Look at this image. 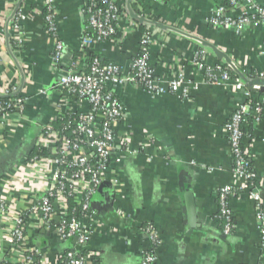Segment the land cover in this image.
<instances>
[{
    "label": "crops",
    "instance_id": "0c3cea01",
    "mask_svg": "<svg viewBox=\"0 0 264 264\" xmlns=\"http://www.w3.org/2000/svg\"><path fill=\"white\" fill-rule=\"evenodd\" d=\"M19 2L0 0V97L14 88L13 96L25 98L22 112L0 121V262L10 256L14 264H66L67 254L75 251L83 264H141L154 235L155 264L264 263L257 201L243 190L245 181L234 175L224 128L245 102L243 90H235L232 83H206L195 65L198 52L212 64L221 61L212 46L257 73L264 71V55L259 54L264 29L246 25L236 34L211 25V14L226 7V0H148L137 7L141 14L136 13L146 22L130 18L126 11L118 41L83 50L89 0H53L56 35L66 49L54 66L43 0H22L17 7ZM125 4L123 0L126 10ZM17 10L21 17L12 33ZM147 31L153 36L149 61L154 75L170 80L183 74L189 94L153 95L127 83L109 86L125 117L116 127L119 137L101 184L89 197V239L78 246L75 238L58 235L61 214L56 208L48 225L30 215L52 172L48 158L34 165L31 154L43 127L63 104H70L65 108L75 114L69 119L89 111L84 100L64 101V91L53 88L59 79L75 65L86 70L92 52L127 73ZM252 122L243 146L252 158L254 186L264 205V116ZM226 185L236 190L228 199L234 228L227 234L218 205V192ZM82 195L70 201L79 207ZM187 199L195 209H188ZM17 219L23 222L21 248L7 241Z\"/></svg>",
    "mask_w": 264,
    "mask_h": 264
},
{
    "label": "built area",
    "instance_id": "2783aa9c",
    "mask_svg": "<svg viewBox=\"0 0 264 264\" xmlns=\"http://www.w3.org/2000/svg\"><path fill=\"white\" fill-rule=\"evenodd\" d=\"M123 0H89L87 5V20L81 41V48L103 43L108 40L115 41V35L120 30L121 22L125 14L119 11L125 10ZM227 7H218L210 16V24L218 28H227L240 33L246 25L259 26L264 29V4L259 5L255 0H226ZM132 3V1H131ZM47 25L46 32L53 39L52 63L58 66L66 53L64 43L56 35V16L53 10V0H43ZM101 4L102 6H100ZM20 11H16L15 18L11 22V32L17 31V21L21 17ZM143 18V16H140ZM118 41V40H117ZM18 41L14 40L16 46ZM153 44V36L147 31L142 37L139 47L140 56L130 62L127 73H122L120 66L110 63H101L94 58L88 66V72H83L75 67L63 75L56 85L55 90H63L64 101L84 100L89 111L78 114L69 119L70 104H63L53 120L43 127L35 146L39 149H48V157L52 172L48 184L41 198L34 202L30 215L35 216L43 225H48L52 220L55 208L60 212V220L57 228L58 235L63 239L75 238L78 246L85 244L89 239L88 222L90 219L89 197L95 193L101 184V174L107 168L110 155L115 149L117 135L116 127L124 119L125 111L121 102L115 97L109 86L131 84L142 86L149 94L162 95L169 92H181L183 96L189 94L188 84L183 74L176 78L166 80L156 77L149 64V47ZM264 55V41L260 53ZM207 56L198 52L196 67L204 73V80L208 84L232 83L235 90H243L244 103H241L231 114L224 128L227 132L228 142L234 163V175L244 180L243 190L249 197L257 201V221L261 230V248L264 252V210L261 208L260 195L255 189L256 174L249 170L252 158L244 150L245 133L241 129L244 116L253 109L260 112L258 95L262 93L261 103L264 105V84H252L255 80H264V71L257 73L256 79L245 77L240 70L242 64L231 60L232 66L223 60L218 63L208 62ZM235 72V76L231 75ZM15 89L7 92V95L15 94ZM25 98L17 97L11 104H0V121L10 108H15L19 113L23 111ZM264 109V108H263ZM264 116V111L262 114ZM68 125L62 130H56L53 123L64 118ZM260 115L254 117L258 121ZM64 130H69L73 138L63 135ZM41 158H33L34 165L39 164ZM37 161V162H36ZM82 192L80 209L77 211L68 209V200L75 194ZM236 194V190L229 185L222 187L218 192L219 218L223 224V232L230 233L233 228L232 214L228 207V199ZM22 219L15 220L8 230L7 241L9 244H17L22 247L24 241ZM152 244L157 243L154 235L150 236ZM12 257H4L0 264H14ZM153 252L143 255L141 264H155ZM66 264H83L75 251H71L65 258ZM264 264V263H257Z\"/></svg>",
    "mask_w": 264,
    "mask_h": 264
},
{
    "label": "trees",
    "instance_id": "16d2710c",
    "mask_svg": "<svg viewBox=\"0 0 264 264\" xmlns=\"http://www.w3.org/2000/svg\"><path fill=\"white\" fill-rule=\"evenodd\" d=\"M148 0H133V2H132V5H131V8L133 9V11L135 12V13H137V14H141L138 10V6L139 5H142V4H144L145 2H147ZM157 1H161V2H165V1H167V0H157ZM100 6H102L101 4H99ZM227 7V6H226ZM119 13H123V14H125L126 15V10H122V11H119ZM120 31L118 30V33L115 35V39H117L118 40V38H120ZM140 50V49H139ZM81 53L82 52H80V53H78L77 55H76V58H78V57H80L81 56ZM137 56H140V52L137 54ZM136 56V57H137ZM135 57V58H136ZM94 58H97L101 63H104V64H110V63H112V62H106V60H103L102 59V57L100 56V55H98V54H96V53H90V55H89V57H88V59L86 60V62L88 63V66L90 65V63H91V61L94 59ZM101 58V59H100ZM134 59V58H133ZM133 61V60H132ZM149 64H150V61H149ZM240 70L243 72V74L245 75V77H247V78H249V79H256V77H257V71L256 70H254V69H252V68H249V67H247L246 65H242L241 67H240ZM83 72H88V67H87V69L86 70H84ZM231 73V75L232 76H235L236 74H235V72H233V71H231L230 72ZM261 96H262V93L261 94H259L258 95V100H259V104H258V106H260L262 109H261V111L260 112H255L253 109L250 111V113L247 115V116H244V120H243V122L241 123V129L243 130V132L245 133H250L251 132V128H252V121H253V119H254V117H257L258 115H260V114H262V112L264 111V105L261 103ZM17 97H20V95L19 96H13V95H7V96H5V97H0V104H5V103H7V104H11V103H13L14 101H15V99L17 98ZM116 97V96H115ZM6 113L8 114V115H10V114H13V113H18L17 112V110L15 109V108H10L9 110H7L6 111ZM252 115V116H251ZM68 121H69V123H71V121L72 120H69L67 117L66 118H64L63 120H57V121H55L54 123H53V126H54V128L56 129V130H62L65 126H67L68 125ZM245 133V134H246ZM63 135H65L66 137H69V138H73V136H72V134H71V132L69 131V130H64L63 131ZM50 152H49V150L48 149H39V148H36V149H34L33 151H32V154H31V157L33 156V157H37V158H48V157H50ZM252 165V164H251ZM249 170H251L252 171V167H249ZM68 208H69V210H73V211H77V210H79L80 209V207H78V206H76L73 202H71L70 200H69V202H68ZM261 208H263V210H264V205H262L261 206ZM25 218H26V216H25ZM232 220H233V217H232ZM234 224V223H233ZM153 246H156V244L155 245H152V249L150 250L151 252H153ZM149 251V252H150Z\"/></svg>",
    "mask_w": 264,
    "mask_h": 264
},
{
    "label": "water",
    "instance_id": "95a60500",
    "mask_svg": "<svg viewBox=\"0 0 264 264\" xmlns=\"http://www.w3.org/2000/svg\"><path fill=\"white\" fill-rule=\"evenodd\" d=\"M21 1H22V0H20V2H21ZM131 1H132V0H126V4H125V8H126V11H127L128 15H129V17L132 18V19H134V20H137V21H139V22L145 21L142 17L138 16V15L132 10V8H131ZM20 2L18 3L17 7L20 5ZM145 22H146V21H145ZM205 44H206V43H205ZM206 45L210 46L209 44H206ZM210 47L212 48L213 53L215 54V56H216L218 59H221V60H223L226 64L232 66V62H231L230 58H229L226 54H224V53H222L221 51L217 50L215 47H212V46H210ZM256 83H257V84H264V80H255V81H251V82H249L250 85H252V84H256ZM188 201H189V202H188ZM187 206H188V209H189V210H190V209H191V210L195 209L194 204H192V203L190 202L189 199H187ZM193 213H194V212H193ZM191 215H192V214H191Z\"/></svg>",
    "mask_w": 264,
    "mask_h": 264
}]
</instances>
